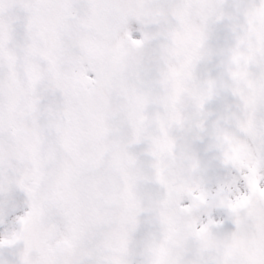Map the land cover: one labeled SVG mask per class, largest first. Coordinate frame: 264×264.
I'll return each mask as SVG.
<instances>
[{"label":"snow or ice","instance_id":"6c2138e0","mask_svg":"<svg viewBox=\"0 0 264 264\" xmlns=\"http://www.w3.org/2000/svg\"><path fill=\"white\" fill-rule=\"evenodd\" d=\"M0 264H264V0H0Z\"/></svg>","mask_w":264,"mask_h":264}]
</instances>
